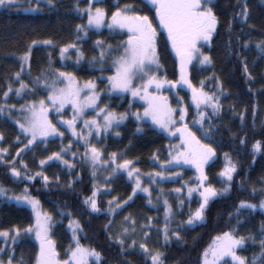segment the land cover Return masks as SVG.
<instances>
[{
    "label": "trees",
    "instance_id": "obj_1",
    "mask_svg": "<svg viewBox=\"0 0 264 264\" xmlns=\"http://www.w3.org/2000/svg\"><path fill=\"white\" fill-rule=\"evenodd\" d=\"M124 2L135 5V11L147 14L156 21L155 9L144 0H99L92 7L99 6L111 13ZM246 2L249 16L246 22H242L235 17V13L240 11L238 0H213V11L219 23L211 41L205 42L203 46L211 56L212 63L205 66L192 63L189 67L190 82L194 87L203 88L210 95L216 92L221 94L217 101L219 111L208 113L203 120L202 129L208 124V134L213 144L221 152L231 153L237 164L231 189L213 198L205 211V219L193 225L181 224L182 221H187L189 212H185V203H181L183 201L180 197L173 195L169 185L161 191L163 194L157 200L156 197L151 198L155 208L147 203L149 197L137 194L126 205L114 208V212L109 211L111 205L108 201L113 196L122 201L131 193L130 181L117 175L112 184L107 182L102 186L97 171L83 159L75 160L71 168L56 161L41 166L40 160L58 151L68 136L53 138L46 144L29 145L26 148V137L15 121L24 113L21 105L26 107L30 101L46 97L48 87L43 82L52 83L57 69L73 70L81 79L98 76L101 67L103 72L110 71L112 57L117 54L114 49L121 46L120 38H128L127 30L89 29L84 36L76 28V25L84 24V16L76 9L77 0H54L53 5H48L46 0H39L40 10L37 12H26L22 8L35 7L38 0H16L10 7L0 6V108H3L0 112V133L3 134L0 148L8 150L2 154L3 159H0V185L15 193L27 188V193L37 197L42 208L54 215L56 222L51 234L60 257H69L70 249L76 246L67 228V221L76 218L81 224L77 235L79 242L82 246L101 253L99 264H151L150 257H146L142 250L120 245L113 235L111 225L123 212L135 210L153 212L159 218L161 211L166 209L162 200L164 197L169 200L173 210L168 217V224L173 231H179L181 237L177 239L169 234L171 239L166 243L163 235H160L158 243L151 241L147 244L152 252H163L164 264H202L203 252L214 238L232 229H236L237 236H255V240L246 239L245 245L237 251L239 254L251 262L253 255L260 253L264 211L242 209L239 216L236 214V207L241 200L259 202L264 198V192L260 191L264 188V52L257 47V43L264 40V0ZM41 40H51L52 44H32L33 41ZM97 40L104 42L106 58L102 62L97 60L90 63L93 56H99L101 50L95 45ZM70 43H75L84 53L79 64L70 61L77 58L74 49H69L65 54L68 56L66 59L63 60L60 56V48ZM156 43L162 72L169 80H175L178 76L177 59L166 33L161 29L157 32ZM30 45L29 61L24 64L20 77L29 88L20 96L13 90L5 97L4 92L9 83L13 89L19 87V80L14 74L20 71L21 57L29 52ZM36 77H40L39 83ZM180 89L188 102L192 101L191 88ZM100 102L116 110L128 109L126 100L118 95L102 93ZM189 108L191 111L190 105ZM138 128L141 130L137 131ZM256 141L262 144L259 152H253L252 149ZM99 144L104 154L110 156L111 153H116L118 160H132L139 170L149 172L154 167V157H164L167 137L150 124H140L128 117L115 131L103 134ZM12 167L19 169L22 176L14 178L10 171ZM220 167L221 161L216 158L209 160L206 167L208 176L216 183ZM37 172H42L49 178L47 183L43 176L36 175ZM29 175L35 178L29 181ZM106 186L110 193L99 192L97 197L101 211L92 212L89 205L84 203L85 198L91 196L94 187ZM253 188L257 190L255 193L252 192ZM32 221L33 212L30 207L0 196V230H11L14 227L22 229ZM13 248L14 253L10 252L15 257L13 264H18L21 257L24 264H35L39 242L31 235L22 233L18 242L12 244L11 249ZM91 264H96L95 258L91 259ZM260 264H264V260Z\"/></svg>",
    "mask_w": 264,
    "mask_h": 264
},
{
    "label": "snow or ice",
    "instance_id": "obj_2",
    "mask_svg": "<svg viewBox=\"0 0 264 264\" xmlns=\"http://www.w3.org/2000/svg\"><path fill=\"white\" fill-rule=\"evenodd\" d=\"M16 0H0V6H11ZM99 0H89L88 6L86 8L80 9L79 4H77V9L87 15L86 24H78L76 28L78 31H81L86 36L89 29H101L105 25L110 30H127L128 38L127 41L123 42V53L119 55L114 61L113 65L115 67L114 74L106 77L109 81L110 87L108 91H119L121 93L126 91H131L133 97L140 96L141 99L147 102V107L144 108L143 114L139 111L133 113L137 120H144L145 118H151V120L158 124L161 128L169 130V125H174L175 121L173 120L172 109L167 102V97L161 95H155L149 92V88L155 85L156 89L159 90L163 84L170 83L169 81H161L157 79L153 68L159 69L161 67L159 63V57L157 53V28L153 25L152 20L148 15H141L139 12L135 11V5L133 4H124L121 6H116L115 10L111 12L110 19H106L107 11L102 7H96L93 10L92 4L98 3ZM145 3H148L155 9V16L159 19V25L167 32V38L171 42V47L175 50L177 56L180 58V78L178 81L172 82L173 86L184 83L189 86L192 90V99L196 102L197 107L201 104H211L214 111H219L220 105L217 102L218 98L214 94L210 95L205 92L203 88L197 89L194 87L191 82L188 80L187 66L192 62L194 58L199 59L202 65L211 64L212 58L208 54H203L200 52L198 47L199 42H210L213 34L217 29L219 23L218 17L213 11V0H144ZM48 5H53L54 0H46ZM240 5V11L235 13V17H238L242 22H246L249 16V8L246 0H238ZM26 11H39L40 3L35 7L30 6ZM231 28V24H229ZM80 39V37H78ZM37 42L33 41L32 44L35 45ZM44 44L51 45V40L43 41ZM104 42L102 40L95 41V45L99 47L100 53L99 56H93L90 63H95L97 60L103 61L106 51L103 47ZM257 47L260 48L261 52H264V40H261L257 43ZM69 49H74L77 52L76 62L77 64L84 58V53L77 47L75 43L66 44L60 48V56L63 59L65 54ZM31 51V45L29 46V52H26L21 57V69L17 71L14 76L19 80V87L13 89L11 83H9L7 90L4 92V96L7 97L10 92L15 91L17 96H20L26 89L29 88V85L20 79L22 72L24 71V64L29 61ZM108 51H111V45L108 46ZM246 69V66H245ZM100 71L103 72V67L100 68ZM138 77L141 79L142 83L137 88H132L133 78ZM36 81L40 82V77L35 78ZM66 82V83H65ZM45 87L50 88V91L47 96V103L55 107L57 104L59 107H56V112L59 114L60 109L64 107L65 104H70L74 111L75 115L71 120L64 121L69 128L72 129L73 136H79L84 140L85 143V152L84 157L91 161L93 168L96 167L97 162L102 161L101 151L91 145L88 138L83 134V132L77 133L76 131V119L78 116L84 113L86 108H98L97 100L99 99V93L96 91V84L94 81H86L83 86L79 85L76 81L75 76L69 72H62L59 69L56 70L55 78L52 80L51 85L47 81L43 82ZM59 84H64L63 87H58ZM203 84V81H201ZM88 90L89 95L84 98L82 101V93ZM45 99H41L38 102H32L27 107L21 105V111H26L28 115L25 116L24 122L16 120V123L19 125V128L22 133L30 135L31 139L28 140L27 148L29 145H33L37 142L38 138H43L41 142H45L49 136H63V133H60L56 126L48 119V107H45ZM14 107V106H13ZM3 111V108H0V112ZM106 113V114H105ZM103 114V124L98 123L97 120H85L84 125L88 130V135L91 136L92 128L95 126L96 134L98 135L100 130L103 129L107 131L108 129L118 126L119 121H123L128 113H122L116 115L115 113L108 111L107 107L100 108L97 115ZM204 113H200L201 124L204 118ZM184 119V111H181L180 120ZM141 129H137L140 131ZM180 133L182 143L175 146L179 149L176 152V155L172 157V160L166 161V164H173L174 162L179 166V162L183 161L185 164L194 165L197 172L199 173L197 177V185L195 187L188 188V196L192 197L194 193H198V203L199 206L194 210H190V214L186 222H181V224L193 225L197 222H201L205 219V211L210 201L213 198L218 197L224 193H227L231 189V182L233 180V174L237 171V164L234 163L228 154L225 153V158L227 163L221 173L219 174L225 187L222 189H217L210 183H207V176L204 173V165L215 155V149L211 145L202 143L195 135L191 132L185 124L183 127L176 129ZM210 130L205 131L207 136ZM119 135V133H117ZM0 139H3V134L0 133ZM19 140V137H17ZM241 143H244L241 140ZM262 144L260 141H256L252 145L253 152L261 151ZM8 150L5 148H0V159H3V153H6ZM65 149H61V152L52 153L51 156H48L46 159L40 160V165H45L48 161L59 160L69 168L73 167L70 161L64 160L63 155ZM20 155V150L17 151V156ZM75 156V153H73ZM116 153L110 154L111 163L104 162L108 164V167H112L115 164V167L112 169L113 173L119 172L120 170L127 171L129 177L135 176L136 186L132 189L133 195L136 193L137 189L141 187L140 184V175L139 170L131 167L133 164L132 160H123L122 163H116ZM23 163V162H21ZM27 168V165H23ZM11 174L14 178H19L22 176V173L16 167L11 168ZM95 171H93V176H95ZM37 176H43L45 183L48 181V177L42 172H37ZM149 177L154 181L157 177L163 178L165 174L163 172H155L154 174L149 173ZM178 175V174H176ZM35 177L27 176V180L31 181ZM58 179V178H57ZM8 189L0 185V196L5 197L6 199H14L17 202H24L26 205H29L32 211L36 214V224L35 226H29L25 229H20L19 227H14L11 230H2L0 231V237H3L5 244L10 240L12 244L18 242L19 237L22 232L24 235L35 231L36 239L39 241V253L36 255L35 264H91V259L95 258L96 264H99L102 256L101 253L96 251L93 248H85L79 242V238L76 233L80 229L79 221H69L70 226L73 230V239L75 240L76 246L70 249V255L67 260H59L58 253L55 247V241L49 238V221L52 217L49 214H42L38 211L39 200L30 195H14L8 196ZM27 193V188L23 190ZM143 191L149 193V188H143ZM177 192L180 189H176ZM257 190L252 189V192L255 193ZM260 191L264 192V188ZM97 192L98 189L94 187L91 196L85 198L84 203L89 205L92 212H99L101 209L98 207L97 203ZM130 196L128 199L130 200ZM116 203L115 198L112 201H109V204L112 205ZM124 203H127L125 201ZM151 203V200H149ZM166 205V216L165 224L163 226V238L167 243L171 237L169 235L172 232V235L177 239H180V232L173 231L168 224V217L172 213L171 205L168 204V201H164ZM183 203V202H181ZM116 207H120L119 203H116ZM257 208L264 210V199H261L259 203H252L248 200H241L236 207V214L239 216L242 209H247L249 211L256 210ZM111 212H114L115 209L110 207L108 209ZM63 214V212H61ZM231 216V213L229 214ZM131 217H125V220H130ZM134 224L135 221L133 220ZM239 224L240 221L238 220ZM236 229L223 232L221 235H217L212 244L209 245L203 252L202 264H260L261 260H264V223L261 224V238L259 241L260 253L254 254L251 262H249L247 257L240 256L237 254L238 249H241L245 245L246 239L255 240L254 235H249V237L237 236L235 235ZM124 233L128 232V229H123ZM144 236L147 237L148 233H144ZM120 245L124 244V240L117 238ZM136 245V241L132 242L130 247ZM140 249L143 251L146 257H150L151 264H164L162 259L163 252L156 250L152 252L147 244L140 243ZM6 251V248H0V254H3ZM11 252L14 253V248L11 249ZM226 258H230L226 259ZM15 257L14 255H8L7 260L0 258V264H13ZM18 264H24L23 257L20 258Z\"/></svg>",
    "mask_w": 264,
    "mask_h": 264
},
{
    "label": "rangeland",
    "instance_id": "obj_3",
    "mask_svg": "<svg viewBox=\"0 0 264 264\" xmlns=\"http://www.w3.org/2000/svg\"><path fill=\"white\" fill-rule=\"evenodd\" d=\"M78 4H79V8L83 9L86 8L88 6V2L87 0H77ZM124 4H129L128 2H124L121 3V7ZM33 7V6H32ZM99 7V6H97ZM29 7H23L22 10L26 11L25 9H28ZM96 7H93V10ZM76 9H77V5H76ZM78 12H80L77 9ZM26 12H37V11H26ZM81 13V12H80ZM84 16V24L87 23V15L84 13H81ZM141 15H147V14H142ZM111 17V13H107V17L106 19H110ZM149 18L152 20L153 25L158 29H161L163 31H165L160 25H159V19L158 17L155 16L156 21L151 18L149 16ZM105 29L110 30L107 28V25H105L103 28L98 29V30H102ZM93 30H97L94 29ZM126 30V29H125ZM166 35L167 32L165 31ZM84 35V33H83ZM85 36V35H84ZM127 38V37H125ZM43 41L45 40H41V41H37V43H43ZM120 43L121 46H118L119 49H114L117 54L114 55L112 57L113 61L123 53V42L127 41V39L124 40V38H120ZM170 42V41H169ZM204 43L205 42H199L198 43V47L200 49V52L203 54H208L205 50H204ZM171 45V42H170ZM172 48V47H171ZM175 57L177 59V69H178V76L175 80H169L165 74L162 72V70L160 69H156L153 68V71L157 77V79L161 80V81H169L170 83H165L162 85V87L157 90L155 85L151 86L149 88V92L155 94V95H161V96H165L167 97V102L168 105L174 109L175 111L173 112V120L175 121L174 125H169V130L163 129L161 128L158 124H155L151 118H145L144 120H137L136 117L134 115H132L133 113H136L137 111H139L141 114H143L144 108L147 107V102L143 99L140 98V96L137 97H133L131 94V91H126V92H119V91H113L110 92L108 91V88L110 87L109 81L106 79V77L111 76L114 74L115 71V67L113 65V61H112V66H111V70L110 71H105V72H100L98 76L94 77V78H87V79H81L79 78L76 73L73 70L70 69H59L62 72H69L72 73L75 78L76 81L78 82L79 85L83 86V84L86 81L92 80L95 82L96 84V91L99 93V99L97 100V104L99 105L98 108H95L94 110L92 108H86L84 110V113L80 116L77 117L76 119V131L77 133L83 132V134L88 138L89 142L91 145H94L95 147H97L102 154V161L103 162H97L96 167L94 168L95 171H97V174L100 176V184L106 185L107 182L111 183L114 181V179L116 178L115 176L117 175H122L124 176L128 181H130L131 183V193H129L122 201H120V199H116L115 196H113V198L108 197L110 199V201H112L115 198L116 203L120 204V207L123 206L124 204L126 205V203H124L125 201L129 202L131 201L135 195L137 194H142L145 195L146 197H149V199L147 200V203L152 206V207H156L154 200L152 202V197H156V200L158 197H160L163 193L161 191H163L164 189H166V186L169 185V190L173 193V195H176L178 197H180L181 201H183V203H185L186 209L185 212L188 211L190 214V210L194 211L198 206V193H194L192 197L188 196V188L189 187H195L198 183L197 181V177L199 175V173L197 172L196 168L194 165L191 164H185L183 161L179 162V166L174 162L173 164H166V161L172 160V157L176 155V152L179 151L178 148H176L175 146L180 145L182 143L181 141V137H180V133L176 131V129L183 127L185 124L187 125L188 129L191 130V132L195 133L196 137L204 144L207 145H211L212 148L215 149V155L212 158H216L219 161H221V167L220 170L217 173V183L212 181L210 179V177L207 174L206 171V167L208 162L204 165V173L207 176V183H210L211 185H213L215 188L222 189L225 187V183L223 182V180L220 177V173L223 170V168L225 167L227 160L225 158V153L228 154L229 158H231V160L235 163V160L232 156L231 153L229 152H221L211 141L210 138V134H208L207 136L205 135V129H210L209 125L206 124L203 129H202V124H201V117H200V113H204V118L208 116L209 112H214L211 104L205 105V104H201L199 107H197V104L195 101H189L188 102V98L186 96H184V93L182 92V90L180 88H188L189 86L187 84L181 83L178 85L173 86L172 82L178 81L180 78V58L179 56H177L175 50H173ZM77 54V52H76ZM107 54V53H106ZM68 56H64L63 60L66 59ZM106 58V55L104 57V59ZM103 59V60H104ZM70 60V59H69ZM73 64H77L76 59H72L70 60ZM102 62V61H101ZM192 63H195L197 65H202L199 61V59L194 58L192 60V62L190 64H188L187 66V74H188V80L190 81V77H189V67ZM25 64H28L25 63ZM161 65V64H160ZM207 64H204L203 66H205ZM161 68V67H160ZM66 83V82H65ZM142 83L141 79L138 77H134L133 78V84H132V88H137L139 87V85ZM51 85V83L49 84ZM64 84H59L58 87H63ZM50 91V88H48V92L45 98H41V99H45L46 103H45V107H48L49 112H48V119L56 126V128L59 130L60 133H63V136H59V135H55V136H49L47 138V140L45 142H41L43 140V138H38L37 142H35L33 145L35 146L36 144H46L49 140L53 139V138H58V139H62L64 136H68V138L66 139L65 143L62 144V146L60 147V149L58 151L55 152H61V149H65L64 152H62L61 154L63 155L64 160H68L71 162V164L74 163L75 160H79V159H83L85 160L89 166L91 168H93V165L91 163L90 160H88L86 157H84V152H85V143L84 140L81 139L79 136H73L72 135V129L68 127V125L66 123H62L64 121H68L71 120L73 118V116L76 114L73 107L70 104H65L63 108L60 109L59 114H57L56 112V107H59V105L57 104L55 107H53L52 105L47 103V96L48 93ZM102 93H107L110 95H118L120 96L121 99L126 100V103L128 104V109H124V110H116L113 108H110L104 104H102L100 102V97ZM89 95L88 90H85L82 95H81V100L83 101L84 98L86 96ZM215 97L218 98L217 101H219L221 94L216 92ZM35 100V101H30L27 106L32 103V102H38L39 100ZM219 103V102H218ZM189 105L191 106V111L189 108ZM26 106V107H27ZM107 107L108 111H111L113 113H115L116 115L122 114V113H128L127 117H132L134 118L136 121H138L140 124L142 122H146L148 124H150L152 127L156 128L158 131L162 132L166 137H167V145H166V151L164 153V157H158L155 156L154 157V167L151 171L149 172H143L141 170H139L134 164L131 165V167L136 168L139 170V175H140V184L141 187L139 189H137L136 193L133 195L132 189L136 186V179L135 176L133 177H129L127 175V171L125 170H120L119 172L113 173L112 175H110V177H108V175L110 173H112V169L115 167V164L112 165V167H108L107 163L104 162H108L111 163L110 161V156L106 154H104L103 150L101 149V146L99 144V141L101 139V136L109 131H115V128L117 126H114L110 129H108L107 131H104L103 129L100 130L99 134H96V128L95 126H93L92 128V135L89 136L88 135V130L86 128V126L84 125V121L85 120H92L95 119L98 121V123L103 124V114L101 115H97V113L99 112L100 108H105ZM181 111H184V119L180 120V115H181ZM106 114V113H105ZM28 115V113H26V111H24V113L22 114L20 119L21 122H24V118L25 116ZM126 118L124 120H126ZM203 118V120H204ZM123 120V121H124ZM16 121V120H15ZM123 121H119L118 125L120 123H122ZM19 126V125H18ZM205 128V129H204ZM25 137L26 140L28 142L29 139H31L30 135H26L24 133H22ZM32 146V145H30ZM53 152V153H55ZM73 153H75V156L73 155ZM51 154H49L48 156H51ZM48 156H46L43 159H46ZM211 158V159H212ZM119 158L116 159V163H122L123 160H118ZM210 159V160H211ZM56 162L61 163L64 166V163H62L59 160H53ZM51 162V161H48ZM47 162V163H48ZM68 167V166H67ZM11 171V170H10ZM155 172H163L165 174V176L163 178L161 177H157L154 181L149 177V173L154 174ZM178 174V175H176ZM149 188L150 190V195L149 193H146L143 191V188ZM98 189L97 192V197H98V193L99 192H105V193H110V190L108 188V186H106V188H96ZM176 189H180L179 192L176 191ZM9 190V189H8ZM28 193H25L24 191L22 192H12V191H8V196H14V195H24ZM31 196V195H30ZM132 197L130 200L128 199L129 197ZM34 197V196H32ZM96 197V199H97ZM5 198V197H4ZM37 200H39L37 197H35ZM6 199V198H5ZM108 199V200H109ZM264 199V198H263ZM8 201H13L15 203L18 204H23L26 205L24 202H17L14 199H6ZM149 200H151V203H149ZM163 202L165 200L168 201L169 200L164 197L162 198ZM40 202V201H39ZM193 202V203H192ZM98 203V202H97ZM109 203V201H108ZM116 203H113L111 205V207L113 208H118L116 207ZM252 203H259V202H252ZM28 207H30L29 205H26ZM98 207L100 208L99 204ZM31 208V207H30ZM158 208V207H157ZM259 209V208H257ZM32 210V209H31ZM38 211L41 212L42 214H49L52 219L48 222L49 223V238L51 240L54 241V237L51 234V230L52 227L54 225V223L56 222V218L54 217L53 214L49 213L48 211L44 210L41 206V204H39V208ZM264 211V210H262ZM33 212V211H32ZM161 215H159V218H157L158 215H154L153 212H147V211H142V210H138V211H134V212H123L120 216H118L116 219H114V221L112 222L111 225V230L113 232V235L115 237H119L121 239L124 240V246H131L132 242L135 240L136 241V245L133 246L139 250V244L140 243H145V244H150L151 241H155L156 243L159 242V238L160 235H163V226L165 224V216H166V209L161 211ZM173 213V210H172ZM171 213V214H172ZM131 217L130 220H125V217ZM78 221L76 218H71L67 221V228L71 233L72 239H73V230L72 227L69 224V221ZM135 221V223L133 224L132 221ZM36 224V214L33 212V221L31 224L25 226L22 228L25 229L27 227L31 226H35ZM80 225V229L77 231L76 235H78V232L81 230V224L79 222ZM170 227V226H169ZM127 228L128 232L124 233L123 229ZM2 231V230H0ZM229 231V230H226ZM23 233V232H22ZM144 233H148V236L145 237ZM172 234V233H169ZM28 235H31L34 239H36V234L35 231L28 233ZM171 237V236H170ZM175 237V236H172ZM37 240V239H36ZM74 240V239H73ZM164 240V238H163ZM38 241V240H37ZM39 242V241H38ZM213 242V241H212ZM11 247H12V242L9 240L7 242V244H5V240L3 237H0V248H6V251L3 254H0V258L4 259L5 261L8 258V255L11 252ZM85 248H89L88 246H84ZM238 255L243 256L241 254H239L237 252ZM59 260L64 261L67 260L69 257L67 258H62L58 255L57 257ZM203 259V257H202ZM229 259L230 258H226Z\"/></svg>",
    "mask_w": 264,
    "mask_h": 264
}]
</instances>
